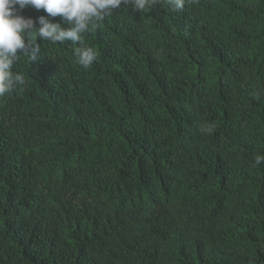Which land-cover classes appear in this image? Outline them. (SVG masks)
Returning <instances> with one entry per match:
<instances>
[{"label":"trees","instance_id":"1","mask_svg":"<svg viewBox=\"0 0 264 264\" xmlns=\"http://www.w3.org/2000/svg\"><path fill=\"white\" fill-rule=\"evenodd\" d=\"M36 43L0 97V264H264V0Z\"/></svg>","mask_w":264,"mask_h":264},{"label":"clouds","instance_id":"2","mask_svg":"<svg viewBox=\"0 0 264 264\" xmlns=\"http://www.w3.org/2000/svg\"><path fill=\"white\" fill-rule=\"evenodd\" d=\"M159 3L161 0H0V97L24 85V75L11 69L20 54L30 57L31 61L40 58L37 37L52 44L66 41L81 44L83 34L92 31L122 6H130L140 12L150 10ZM167 3L174 11H182L186 0H167ZM26 8L43 10L46 15H39L35 20L25 17L21 13ZM55 17H60L62 23L53 22L51 18ZM75 55L77 63L85 69L96 60V52L91 47H79ZM260 95L257 92L256 97ZM201 131L211 132L212 129ZM255 163H264V155H257Z\"/></svg>","mask_w":264,"mask_h":264}]
</instances>
